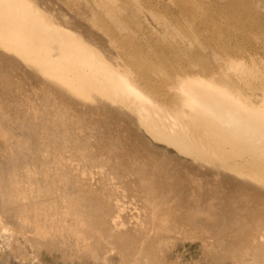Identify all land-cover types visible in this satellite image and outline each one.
Returning <instances> with one entry per match:
<instances>
[{
	"label": "bare ground",
	"instance_id": "6f19581e",
	"mask_svg": "<svg viewBox=\"0 0 264 264\" xmlns=\"http://www.w3.org/2000/svg\"><path fill=\"white\" fill-rule=\"evenodd\" d=\"M63 1L0 0V207L15 213L0 216V264H43L41 247L174 264L172 233L199 238L209 264H264V0ZM15 72L34 91L11 115ZM78 126L96 132L68 137L81 157L62 198L42 133Z\"/></svg>",
	"mask_w": 264,
	"mask_h": 264
},
{
	"label": "rangeland",
	"instance_id": "374dc122",
	"mask_svg": "<svg viewBox=\"0 0 264 264\" xmlns=\"http://www.w3.org/2000/svg\"><path fill=\"white\" fill-rule=\"evenodd\" d=\"M59 1V8L58 9H60L59 11H60V13H62V11H65V12H68V10H67V8L68 7H66L67 6V4L65 5V2L63 1V0H58ZM75 1H77V2H80V0H75ZM83 9H85V8H83ZM83 9H80V11L78 10V12L76 11V10H72V14H74V16H72V14L70 15V17H71V19H72V21H77V22H80L81 21V24H84V26H85V28H87L88 27V20L86 19L87 17H85L88 13L85 11V10H83ZM82 10H83V13H82ZM218 61V60H217ZM21 74V75H20ZM19 76V77H18ZM22 76V77H21ZM14 77H17L16 79H19V78H22V79H19V80H23V81H25V82H23V81H21V83H23L22 84V87L25 85L26 87H23V89H25V90H23V89H20V90H17L16 89V87H14L12 90H11V93H9L8 92V94H6V96H7V101H11L10 103L13 105H11V107H10V110H9V112L11 113V112H16L15 114H14V112L13 113H11V115H16L18 112V104L24 99L23 97H25L24 96V94H29V93H31L32 92V90H33V86H32V84H30L32 81L30 80V78H28L26 75H24L23 73H20L19 72V74H17L16 72H15V74H14ZM24 77H26L25 79H24ZM29 80V81H28ZM27 81V82H26ZM30 82V83H29ZM36 84V83H35ZM30 85L32 86V87H30ZM0 87L2 88V86L0 85ZM1 88H0V92H1ZM32 89V90H31ZM28 90V91H27ZM31 90V91H30ZM18 91V92H17ZM19 91L22 93H19ZM26 91V92H25ZM34 91V90H33ZM15 92L16 93H19V94H21L20 96H19V94H15ZM24 92V93H23ZM13 93V94H12ZM1 94V93H0ZM9 94H11V95H9ZM23 95V96H22ZM10 96V97H9ZM12 96V97H11ZM15 96V97H14ZM8 97L9 98H12V99H14L15 101H17L16 103L17 104H14L15 102H13L12 103V99L10 100V99H8ZM18 97H22L21 99H20V102L18 101L19 100V98L17 99ZM13 100V101H14ZM15 105H17V106H15ZM15 106V107H14ZM14 107V109H12ZM17 108V109H16ZM12 109V110H11ZM16 124V123H15ZM14 123H12V126L13 125H15ZM17 125V124H16ZM14 127H16V130H18L19 128H17V126H14ZM82 127H80V126H78V128H77V131H75L76 129H74V131H71V132H65V133H61V135H59L58 133H55V135L54 136H56V135H58V137L57 138H53V134H50L49 135V133L47 134V133H42V140H44V141H42L41 139V143L43 144L44 143V151H46L45 153L47 154V155H45V153H44V155L45 156H47V159H48V163H46L44 166V168H42L43 170H45L46 169V173L48 174V176H49V178H50V180H52V177H54L53 178V180H52V182L53 181H55V183H54V185L56 186H54L55 187V189L53 190V193H54V191H56V189L57 188H59L58 189V191H56V193H54L55 195H63L64 196V193L68 196V193L70 192V194L72 193V196H73V193H74V195L75 194H77V189L76 190H74L75 188L74 187H68V186H70V180H71V178L73 177V175L76 173V171H77V166H78V164H77V162H78V160H79V158L81 157V155L79 154V153H77V154H79L78 156H77V154H76V152L74 151V149H73V144L75 143L74 141H78V138H79V136H80V139H84V138H87V137H89V134H90V136H91V133H92V135H95V132H96V130H94L95 128H93V129H90V128H88L87 129V127H85V128H82ZM82 130V131H78V130ZM83 130H84V133L85 132H87L86 134H84L83 133ZM89 130V131H88ZM92 130H94V131H92ZM90 131H92L91 133H90ZM72 132H74V133H72ZM76 132H78V135H77V133ZM67 133V134H66ZM72 133V134H71ZM76 133V134H75ZM83 136H81L80 134ZM89 133V134H88ZM44 134H46L45 136H43ZM62 134H63V137L65 138V139H68V137L70 138V139H72V138H74V139H72L73 140V142H70L69 143V141H72V140H70V139H68V140H66V141H68V143L66 142V141H64V143H63V141H58L57 142V140H58V138H59V136H60V138H62L61 140H65L63 137H61L62 136ZM65 134V135H64ZM71 134V136H69ZM88 134V135H87ZM49 135V136H48ZM72 135H74L73 137H72ZM78 137H77V136ZM85 135V136H84ZM50 136H52L51 138H53V139H51L50 138ZM46 137V138H45ZM50 138V139H48V140H50L48 143H47V141L48 140H46L47 138ZM67 137V138H66ZM77 137V138H76ZM82 137V138H81ZM59 138V139H60ZM76 138V139H75ZM56 141H55V140ZM46 142V143H45ZM53 142V143H52ZM55 142V143H54ZM62 142V143H61ZM66 142V143H65ZM52 143V144H51ZM58 143V144H57ZM46 144H49L50 146H52V147H49V145H48V147H47V145ZM54 144V145H53ZM61 144H63L64 146H62L63 147V150L61 149H59L61 146ZM68 144V145H67ZM0 152H2V150L5 152L6 151V148H5V150H4V147H3V145L4 144H1V141H0ZM56 145V146H55ZM58 145V146H57ZM69 145H71L70 147H69ZM45 146L47 147L46 148V150H45ZM53 146H55V147H53ZM60 146V147H59ZM67 146V147H66ZM61 147V148H62ZM66 147V148H65ZM1 148H2V150H1ZM52 148H54L53 150H52ZM57 149V151H56V149ZM65 148V149H64ZM70 148V149H69ZM70 151H69V150ZM25 151H24V153L25 154H27V147H25V149H24ZM49 150V151H48ZM54 152V156H55V154L56 155H58L61 159H64L65 161L67 160V162H65V163H63V164H60V165H57V166H55L56 165V162L54 163V161L56 160V159H58L59 157L58 156H56V157H54L53 156V154L52 155H50V152L51 153H53ZM56 151V152H55ZM62 151H64L63 153L65 154H63V153H61ZM67 151V152H66ZM73 153H72V152ZM4 152H2L1 153V155H0V162H3V159H4V162L3 163H5L6 162V160H7V156H8V153H6L5 152V156H6V159L5 158H3V157H5L4 155H3V153ZM30 152V151H29ZM29 152H28V154H29ZM49 152V153H48ZM62 156H61V155ZM68 154V156H66ZM72 154H74V155H72ZM31 154H29L28 156H30ZM71 155V156H70ZM64 156H65V158H64ZM74 156V157H73ZM77 156V157H76ZM2 157V158H1ZM71 157H72V159H71ZM52 158V162L50 161V159ZM54 158V159H53ZM59 158V159H60ZM66 158H70V159H66ZM74 158V159H73ZM2 159V160H1ZM8 161V160H7ZM73 161V162H72ZM70 162V163H69ZM76 164H75V163ZM7 163V162H6ZM52 164L53 163V165H48V164ZM65 164V165H64ZM54 167V168H52V167ZM73 166V167H72ZM75 166V167H74ZM37 167V166H36ZM60 167V168H59ZM15 170H17L15 167H13ZM62 168H64V169H62ZM69 168H70V170H69ZM75 168V169H74ZM13 169V170H14ZM53 169V170H52ZM58 169H61V170H58ZM48 171L50 172V173H48ZM55 171V172H54ZM58 171H60V172H58ZM63 171V172H62ZM68 171V172H67ZM70 171H72V172H70ZM59 174V175H56V174ZM62 173L63 174H68V175H66V176H63L62 175ZM70 173V174H69ZM74 173V174H73ZM52 174V175H51ZM71 175V176H70ZM39 176L40 177H37V180H39V181H41L40 180V178H42V176H41V174H39ZM56 177V178H55ZM64 177H66V178H64ZM70 177V178H69ZM63 178H64V181H63ZM69 179V180H68ZM61 180V181H60ZM69 182V185H68V182ZM66 183V184H65ZM13 184V183H12ZM14 187V188H11V187ZM64 186V187H63ZM65 187H67V188H65ZM70 189V191H69V189ZM73 190H72V189ZM10 189H11V191H12V189L14 190L15 189V186H14V184L13 185H11V186H8V187H6V191H8L9 190V192L11 193V191H10ZM69 192H68V191ZM64 191V192H63ZM76 192V193H75ZM78 192L80 193V190L78 189ZM58 193V194H57ZM60 193V194H59ZM79 193H78V195H79ZM69 194V195H70ZM65 195V196H66ZM65 196L64 197H62V198H65ZM64 200V199H63ZM62 200V201H63ZM201 206L203 205V206H206V200H204V199H202L201 200ZM19 205H20V203H19ZM127 205V212H129L130 214L132 213V212H134V205L133 204H126ZM8 207V206H7ZM7 207H0L1 209H0V211H1V214H0V216L3 218V220H5L6 222H8V219H10V220H13L14 219V216H15V213H13V215H12V213L10 212V210H9V207H8V210H9V212H8V210H7ZM4 208V209H3ZM6 208V209H5ZM5 211H7V212H5ZM2 212H4V213H2ZM5 214V215H4ZM7 214L10 216V217H8L7 216ZM11 214V215H10ZM3 215V216H2ZM7 216V217H6ZM69 218L71 217V216H68ZM67 217V218H68ZM6 218V219H5ZM68 218V221L69 222H72L73 223V220H72V217L69 219ZM9 220V221H10ZM220 222V221H219ZM221 224V223H220ZM219 225V224H218ZM223 226H224V224H223ZM223 226H220L219 228H222V229H224V227ZM220 234L218 235L219 236V238H220V240L222 239V241L224 242V245H228L229 244V240H228V238L226 237V233H224V232H219ZM175 237V238H174ZM167 238H169L170 240H172V242L171 243H169L168 245H166L165 246V253L167 254V256H168V258H169V260L171 259L172 260V262H174V264H209V257H207V256H203V253H202V249H201V245H199V244H201V241H200V239L199 238H191V237H184V235H177V236H174L173 235V233L171 234V235H167ZM177 239V240H176ZM226 241V242H225ZM45 248H40V254H41V257H40V255H38L37 257H38V259H43V264H96L97 262H93V260H89L88 262L89 263H87V259H85L84 258V261H82L83 260V258H79L78 257V259L76 258V257H72V258H69V259H66V260H63L62 258H60L61 260H58L59 259V253H51L49 250H44ZM200 249V250H199ZM30 250H31V248H30ZM200 251H201V254H200ZM50 252V253H49ZM43 253V254H42ZM53 254H54V256H53ZM173 254H175V255H173ZM49 255V256H48ZM58 255V256H57ZM182 255V256H181ZM46 256V257H45ZM170 256V257H169ZM175 257V258H173V257ZM245 258H250V257H245ZM12 260V262L14 263V264H17V261H16V259L14 258V257H12L11 258ZM74 259V260H73ZM77 261H76V260ZM185 259V260H184ZM234 258H232V257H229L227 260H226V262L225 263H222V264H240L239 262H237V261H235V260H233ZM69 260V261H68ZM80 260V261H79ZM231 260V261H230ZM49 261V262H48ZM90 261H92V262H90ZM184 261V262H183ZM46 262V263H45ZM55 262V263H54ZM61 262V263H60ZM3 264H6V263H3Z\"/></svg>",
	"mask_w": 264,
	"mask_h": 264
}]
</instances>
